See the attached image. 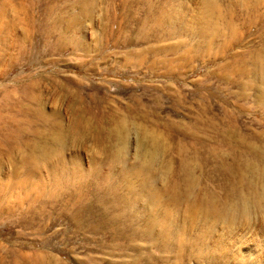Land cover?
Here are the masks:
<instances>
[{"label":"rangeland","instance_id":"rangeland-1","mask_svg":"<svg viewBox=\"0 0 264 264\" xmlns=\"http://www.w3.org/2000/svg\"><path fill=\"white\" fill-rule=\"evenodd\" d=\"M262 193L264 0H0V264H264Z\"/></svg>","mask_w":264,"mask_h":264},{"label":"clouds","instance_id":"clouds-1","mask_svg":"<svg viewBox=\"0 0 264 264\" xmlns=\"http://www.w3.org/2000/svg\"><path fill=\"white\" fill-rule=\"evenodd\" d=\"M261 195L264 196V193H262ZM261 220H264V213L257 215L251 212L249 209L245 208V211L243 214V222L245 224L251 225L254 223H259L261 222Z\"/></svg>","mask_w":264,"mask_h":264},{"label":"bare ground","instance_id":"bare-ground-1","mask_svg":"<svg viewBox=\"0 0 264 264\" xmlns=\"http://www.w3.org/2000/svg\"><path fill=\"white\" fill-rule=\"evenodd\" d=\"M210 2H211V1H210ZM210 2H209V3H210ZM205 4H206V3H205ZM209 8H210V7H209ZM206 9L209 10L208 7H207ZM204 10H205V9H204ZM204 10H203V11H204ZM205 11H206V10H205ZM208 12H209V11H208ZM203 18H205V16H204Z\"/></svg>","mask_w":264,"mask_h":264}]
</instances>
